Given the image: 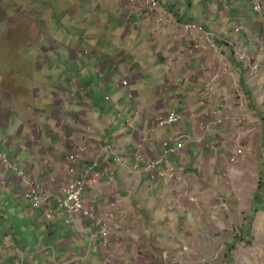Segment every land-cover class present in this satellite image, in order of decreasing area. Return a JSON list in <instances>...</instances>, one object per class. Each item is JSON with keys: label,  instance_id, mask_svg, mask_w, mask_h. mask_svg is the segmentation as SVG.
I'll list each match as a JSON object with an SVG mask.
<instances>
[{"label": "crops", "instance_id": "0c3cea01", "mask_svg": "<svg viewBox=\"0 0 264 264\" xmlns=\"http://www.w3.org/2000/svg\"><path fill=\"white\" fill-rule=\"evenodd\" d=\"M58 1L75 19L73 67L39 88L42 71L30 69L24 82L12 69L0 74V151L44 189L34 208L15 173L0 164V264H141L157 236L172 234L181 242L196 234L204 250L217 246L210 236L229 234L221 264H264V31L249 0H159L173 12V26L161 9L129 13L124 0ZM186 22L199 28L185 30ZM229 38L256 68L234 55ZM193 42L201 49L190 52ZM219 67L224 71L211 81ZM223 105L224 122L210 121L205 131L201 120ZM170 110H184L179 123H154ZM180 134L189 141L163 164L175 166L178 184L152 181L113 153L129 162L138 149L153 157ZM78 145L87 151L70 176L67 157ZM239 147L245 155L227 165ZM89 168L96 182L83 203L109 219L108 239L84 215L70 217L60 201V188Z\"/></svg>", "mask_w": 264, "mask_h": 264}, {"label": "rangeland", "instance_id": "374dc122", "mask_svg": "<svg viewBox=\"0 0 264 264\" xmlns=\"http://www.w3.org/2000/svg\"><path fill=\"white\" fill-rule=\"evenodd\" d=\"M18 10L19 13L15 12ZM30 11L38 13L32 15ZM74 20L69 13H65L58 0H0V74L6 75L9 69L15 70L24 82L30 69L35 74L42 71L43 76H39V82L35 84V88H39L40 84L47 85L41 81L47 82L46 79L57 74L58 70L73 67L70 66L73 62L70 55L74 49ZM195 197L197 200L198 196ZM228 235L210 236L212 242L216 240L217 246H208L206 250L199 244L201 238L196 234H184L182 242L176 234L163 241L162 236H157L158 241L151 246V253L142 252L140 262L221 264L227 259L224 240ZM161 241L163 244H160ZM236 264L243 263L237 261Z\"/></svg>", "mask_w": 264, "mask_h": 264}, {"label": "built area", "instance_id": "2783aa9c", "mask_svg": "<svg viewBox=\"0 0 264 264\" xmlns=\"http://www.w3.org/2000/svg\"><path fill=\"white\" fill-rule=\"evenodd\" d=\"M253 10L259 14L262 19V30L264 31V4L261 0H249ZM124 5L128 9L129 13L132 11L139 12L140 14H145L147 12L161 9V19L169 25L173 26L175 16L173 12L166 10L161 6L159 0H124ZM199 26L195 22H186L184 24L185 30H196ZM241 29L240 26L234 28V32H238ZM229 45L233 49L234 55L240 60L245 61L248 66L256 68L257 65L253 61L252 56L245 50H243L239 44L235 43L232 38L227 39ZM201 44L199 42H193L190 47V52H195L201 49ZM264 67V66H263ZM223 68L219 67L217 71L213 74L211 81H215L219 78L223 72ZM124 85L128 84V80L122 82ZM212 87H209L211 89ZM132 95V94H131ZM223 102L227 105L229 104V95L227 92L223 93ZM226 105H223L221 109H214L209 113L207 122L201 120V124L204 125L205 131H209L210 121L217 124H222L224 122ZM184 114V110H170L164 114L158 115L154 118V123L156 125H173L181 121ZM124 112L118 113L119 117H123ZM244 119V118H243ZM126 125L132 129H135L132 117L126 118ZM175 145L169 146V141H163L164 150L153 157H148L145 155L141 149H138L135 153H132L130 157V162L127 160L126 156L118 150L113 151L116 161L121 166H126L129 163L128 169H133L141 171L142 173H147L152 181H156L162 178H166L168 182L178 184L181 181V177L178 175L175 166H170L168 169L164 168V162L168 154L177 153L185 147L189 138L186 134H180L175 138ZM87 147L85 145L76 146L73 151L68 155V170L70 176H72L77 168L78 162L83 158ZM245 155L243 148L239 147L233 150L228 156L227 165L235 164L241 160ZM0 164L6 166L7 168L14 171L16 177L19 179L20 184L23 186L20 190L21 197L28 203H30L34 208H40L43 203L44 189L39 186L35 179L23 168H20L15 163L7 159L5 154L0 151ZM95 166V165H94ZM92 168L85 170L81 178H75L68 181L60 188V201L64 210L73 219L78 214H82L88 219H90L94 225L99 228L101 234L105 239H108L111 235L109 219L101 216H96L93 212L86 209L83 203V195L88 188L92 187L96 180H93L91 176ZM101 176H108L107 169H103L100 172ZM196 195L190 196L191 201H196ZM47 218L51 219L52 215L48 214Z\"/></svg>", "mask_w": 264, "mask_h": 264}]
</instances>
